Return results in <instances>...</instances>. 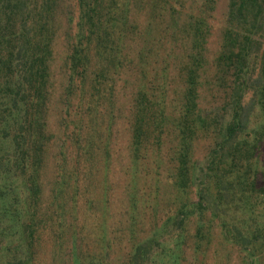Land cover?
<instances>
[{"label": "rangeland", "instance_id": "obj_1", "mask_svg": "<svg viewBox=\"0 0 264 264\" xmlns=\"http://www.w3.org/2000/svg\"><path fill=\"white\" fill-rule=\"evenodd\" d=\"M11 4L0 0V81ZM27 5L41 102L26 179L1 164L12 145L0 139V264H132L141 244V264H264V105L238 150L217 149L253 14L238 0Z\"/></svg>", "mask_w": 264, "mask_h": 264}, {"label": "trees", "instance_id": "obj_2", "mask_svg": "<svg viewBox=\"0 0 264 264\" xmlns=\"http://www.w3.org/2000/svg\"><path fill=\"white\" fill-rule=\"evenodd\" d=\"M9 1L12 3L10 14L13 19V38L9 42L10 49L6 60L9 72L6 78L0 81V90L4 91L0 96V139L6 138L12 147L6 151L1 164L4 162L6 170L13 176L23 177L25 172H28L25 148L30 135L31 109L41 102L39 84L43 74L40 66L42 58L37 54L38 42L26 36L29 34V28L25 27L24 23L32 13L27 0ZM238 1L240 5L235 9L236 12L243 19L249 18L252 13L253 18L246 26L247 21H242L245 26L241 31L242 41L233 53L237 69L230 92L229 119L218 132L220 141L217 142V149L220 148L221 151L231 148L233 151L238 150L237 137L246 130L255 107L264 105V0ZM26 28L27 31L24 32L23 29ZM248 92L250 96L244 101ZM27 176L28 174L26 178ZM219 188L226 190L224 185ZM236 236L242 240L239 231ZM142 248V244L135 248L131 256L132 264H141L138 255L142 253ZM5 264H23V259H14Z\"/></svg>", "mask_w": 264, "mask_h": 264}]
</instances>
